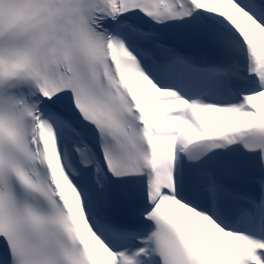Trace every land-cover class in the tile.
<instances>
[{
    "label": "snow or ice",
    "instance_id": "6c2138e0",
    "mask_svg": "<svg viewBox=\"0 0 264 264\" xmlns=\"http://www.w3.org/2000/svg\"><path fill=\"white\" fill-rule=\"evenodd\" d=\"M0 264H264V0H0Z\"/></svg>",
    "mask_w": 264,
    "mask_h": 264
}]
</instances>
